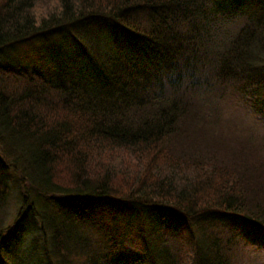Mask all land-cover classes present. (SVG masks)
I'll return each instance as SVG.
<instances>
[{"label":"trees","instance_id":"16d2710c","mask_svg":"<svg viewBox=\"0 0 264 264\" xmlns=\"http://www.w3.org/2000/svg\"><path fill=\"white\" fill-rule=\"evenodd\" d=\"M242 3L0 0V143L30 169L0 264H234L264 247V136L219 130L228 97L264 116V0ZM95 20L129 37L122 74L13 67ZM10 196L0 177V216Z\"/></svg>","mask_w":264,"mask_h":264},{"label":"rangeland","instance_id":"374dc122","mask_svg":"<svg viewBox=\"0 0 264 264\" xmlns=\"http://www.w3.org/2000/svg\"><path fill=\"white\" fill-rule=\"evenodd\" d=\"M242 1L243 7L256 0ZM110 27L104 21L95 20L84 27L77 28L67 37L51 38L53 41L51 56H49L50 51L44 49L47 47V41L43 39L23 45L15 51L11 63L13 67L15 66L14 68L29 73L38 71L47 73L43 70V68H47L52 69L55 75L59 74L69 79L77 78L89 86H96L101 82V77L98 74L99 65L95 64L94 59L103 63L101 66L107 68V75L112 77L114 74H122V71H115V69L119 66L122 67L120 64L123 62L122 54L126 60L129 52L125 46L129 44L126 42L129 37L122 34L114 35ZM54 77L57 78V76ZM219 107L222 108V121L219 130L223 131L224 120L225 124H230V127L236 129L235 134L244 130L250 134L260 132L259 135L264 136V116L259 121L257 114L253 115L231 97H228ZM255 123L257 125H254ZM258 157L259 161L263 160L264 149L258 154ZM26 161L27 154L19 145L8 140H5L3 144L0 143V177L11 188L9 203L0 216V230L4 234L7 231H5L6 228L10 229L16 225L20 211L26 212V208L22 207V200L25 197L24 190L27 186L21 185L25 183L28 174H30L29 162ZM26 171L28 173L24 175ZM34 199L35 196L32 195L31 200ZM46 217L51 219V215ZM254 247L243 245L237 248L234 264H264V247Z\"/></svg>","mask_w":264,"mask_h":264}]
</instances>
